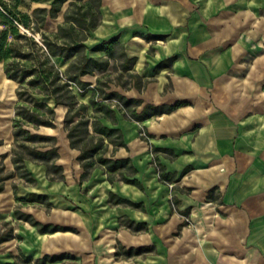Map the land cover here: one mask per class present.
<instances>
[{
	"label": "crops",
	"instance_id": "0c3cea01",
	"mask_svg": "<svg viewBox=\"0 0 264 264\" xmlns=\"http://www.w3.org/2000/svg\"><path fill=\"white\" fill-rule=\"evenodd\" d=\"M100 11L101 23L86 45L90 39L94 45L117 36L128 56L136 57L133 72L149 80L141 92L115 89L141 98L143 104H184L142 121L118 117L128 150L120 148L123 153L116 156L131 158L142 188L144 184H157V188L147 192L145 201L141 196L135 201L137 189L132 184L123 182L120 191L109 190L107 204L112 192L141 206L110 204L108 211L97 213L88 230L81 228L74 234L76 255L81 254L84 262L86 232L92 238L98 236L89 248L91 263L87 259L86 264H264V93L260 89L264 80V0H102ZM56 19L57 24L62 13ZM246 54L252 57L246 74L240 76ZM170 56H175L171 65L155 72L157 63ZM63 63L61 69L66 68ZM0 64V127L10 121L13 129L17 83L5 76ZM47 99L54 106L53 98ZM59 107L60 120L66 108ZM12 113V119H5ZM142 131L150 135L151 146L175 155L156 154L167 172L178 177L185 167L190 166L189 171L170 184L159 181L155 167L151 175H140L138 163L147 160ZM2 140L0 136V155L11 156V148L7 153ZM29 164L34 163L25 160L33 172ZM5 191L4 184L0 195ZM31 193L36 192H29L28 197ZM182 216L187 217L186 223ZM126 219L145 226L134 230L125 225ZM31 228L42 248L26 250L19 245L23 256L52 257L51 249L58 243L46 236L63 230ZM136 247L150 249L125 253ZM63 260H46L45 264Z\"/></svg>",
	"mask_w": 264,
	"mask_h": 264
},
{
	"label": "trees",
	"instance_id": "16d2710c",
	"mask_svg": "<svg viewBox=\"0 0 264 264\" xmlns=\"http://www.w3.org/2000/svg\"><path fill=\"white\" fill-rule=\"evenodd\" d=\"M21 2L22 0H0V62L3 63L5 76L17 83L18 100L12 119L13 143H17V149H11L14 168L22 169L21 174L25 176H31L24 165L28 159L46 167L48 180L64 179V168L58 163L56 136L31 130H37L41 126L55 127V108L63 106L66 108L62 121L65 136L69 147L77 151L76 160L81 168L79 182L92 169L101 167L110 183L120 180L142 189L141 182L135 177L137 169L131 158L116 156L120 148L128 150L123 132L118 127V117L142 121L152 115L171 112L184 103L143 104L141 98L128 97L115 89L135 88L141 92L149 80L133 72L136 57L128 56L117 36L91 46L86 45L88 36L101 23L102 0H51L48 7L37 6L30 12L19 8ZM60 13L62 20L56 24L55 30L47 31L45 26L48 20L56 19ZM20 26L31 34L22 32ZM35 33H38V38ZM149 38L160 39L162 36L149 35ZM88 52L103 55L90 56ZM55 57L67 63L65 69L55 63ZM174 58L175 56H170L157 63L155 72L169 67ZM84 76H95V83L83 80ZM38 95L53 98L54 106L39 100ZM87 95V102L78 99ZM139 106H142L140 110ZM154 149L174 157L168 149ZM153 159L158 179L165 184L178 181L191 168L185 167L177 177L175 173L166 171L156 154ZM3 168L1 165L0 172ZM12 176L13 172L0 174V192L4 189V181ZM29 178L35 180L33 177ZM46 199L43 194L31 193L27 200L43 203ZM172 201L178 203L175 198ZM108 203L141 206V203L132 202L112 192ZM183 213L186 214L187 210ZM15 214L17 218L36 226L40 232L66 230L59 225L42 224L31 214L18 210H15ZM125 225L141 230L145 223L134 224L132 220L126 219ZM11 231L9 227L0 233V243L13 238ZM148 249L150 247L129 248L125 253L138 254L141 250ZM21 257L24 263L31 260L28 256ZM65 257L44 256L39 263L45 264L46 260L53 262Z\"/></svg>",
	"mask_w": 264,
	"mask_h": 264
},
{
	"label": "rangeland",
	"instance_id": "374dc122",
	"mask_svg": "<svg viewBox=\"0 0 264 264\" xmlns=\"http://www.w3.org/2000/svg\"><path fill=\"white\" fill-rule=\"evenodd\" d=\"M37 6L48 7L49 1L39 0V2L34 3L31 0H22L19 8L23 11L30 12L34 7ZM56 22L57 19H49L46 23L45 29L47 31H53L55 29ZM20 30L22 32H28L29 34H31L22 26H20ZM35 37H39L38 33H35ZM92 43L93 41L91 39L87 41L88 46L92 45ZM148 52L150 54V51ZM251 57V54H246L243 59H241L242 61H244V63L242 69L238 71V75L244 76L246 74L245 72L248 69V64L251 60ZM54 61L60 67L65 66L61 59L56 58L54 59ZM85 79L95 83V76H86ZM260 89L264 93V80L262 81ZM37 98L39 100L50 103L47 97L38 95ZM87 98L88 95L86 97H78L81 102H87ZM60 113L61 109L60 107H57L55 127H53L52 129L39 128L36 130L31 128V130L56 136L57 145L59 147L58 163H60L64 168L63 180H48L44 173V166L33 161L32 162L34 164H29L28 166V168L32 169L33 172H30L29 169H27L24 162L25 169L31 175L25 176L21 174L23 172L22 169H15L13 163H11L10 159L12 157V153L11 156L0 158V166L3 165L4 167L0 174L4 175L7 172H13L12 179H7L4 181L6 191L0 195V233L11 227L13 236L16 235L15 239H12L6 243H0V264L13 263L15 261L17 264H40L39 260L41 258H39V260H37L38 258H32L27 263H24L22 260L21 255H23V253L18 248L19 245L26 250H28V247H34L35 249L39 250L40 247L42 248V245L39 244L40 240H37L38 238H36L33 234L34 230L31 228V224L28 221L17 218L15 210L26 214L29 213L35 220L39 221V219H42L40 221H42L43 223H53V225H60L66 229L60 231L59 233L46 236L48 241L52 242L53 244L58 243V247H54V249H51L52 255L66 256L65 260L63 261L49 264H86L88 261L87 259H89V263H91V250H89V248H93V244H95V242L97 241L98 236L92 238L86 232H84V236L86 237V239L83 238L85 251L87 249L88 250L87 253L83 255V262L81 257L82 255L79 253V256L76 255L78 247L76 246L74 234L81 232V228H83L84 231L88 230L87 228L89 227V222L94 219V216L97 213L102 214L108 211L109 207L112 205L107 204V195L109 190H113L116 192L120 191V185L123 182L120 180H116L115 183L109 185L106 177V172L101 167L92 169L89 172L88 176L84 180L79 182L81 168L79 167L76 160L77 152L69 147L62 122L65 112L62 113L61 119L59 120L58 117ZM12 116L13 113L11 115L7 114L5 115V119L10 120L12 119ZM137 130L140 133L141 129ZM11 131L12 127L10 121L9 123H6V126L0 127V136L4 139L2 140L4 144L2 148L7 149V153L9 152L10 148L12 149V147H16L17 149V143H13L11 140ZM141 135L142 136L140 137L144 139L143 141L147 145V148L143 151V153L147 157V160H144L142 164L138 163V165L140 166V175L144 174L146 176H149L153 172H155L153 159L154 154L160 155L161 157H173L168 153H166L165 156V154H163V152H161L160 150H155V147L150 145L148 139L150 135L147 131H142ZM118 153H116V155H120V153H123V151H118ZM12 168L13 171H11ZM33 174H35L36 176H34ZM140 175H138V178H140ZM29 177H33L35 180H30ZM156 188L157 184H155L154 186L153 184H144V188L142 189L136 187L137 191L135 201H138L140 196L143 197L142 199H144L145 201L147 192L150 193V190H154ZM29 192L45 194L47 199L44 203L29 202L27 200ZM20 196H22V198H19ZM149 198V201H155L154 198ZM124 205L125 204H121L120 206L123 207ZM130 208L133 207L131 206ZM182 218L186 223L187 217L182 216ZM101 220H103V218ZM88 255H90L89 258ZM78 258L79 261L77 262L76 260Z\"/></svg>",
	"mask_w": 264,
	"mask_h": 264
}]
</instances>
